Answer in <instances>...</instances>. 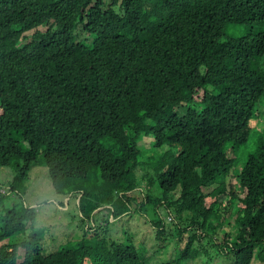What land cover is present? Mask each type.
I'll return each instance as SVG.
<instances>
[{"label":"trees","instance_id":"16d2710c","mask_svg":"<svg viewBox=\"0 0 264 264\" xmlns=\"http://www.w3.org/2000/svg\"><path fill=\"white\" fill-rule=\"evenodd\" d=\"M262 102L264 0H0V168L20 193L45 166L56 193L80 194L84 224L48 250L35 209L0 194V264H146L144 243L114 241L96 222L103 209L107 221L129 214L142 163L158 205L195 228L173 264L212 249L264 264V140L234 175L227 154L258 127ZM144 150L157 155L142 161ZM152 226L161 249L163 223Z\"/></svg>","mask_w":264,"mask_h":264},{"label":"rangeland","instance_id":"374dc122","mask_svg":"<svg viewBox=\"0 0 264 264\" xmlns=\"http://www.w3.org/2000/svg\"><path fill=\"white\" fill-rule=\"evenodd\" d=\"M247 31H258V28L248 29L244 26L234 27L229 26L228 32L233 36H240ZM258 110L260 121L258 127L251 131L248 141L241 146L234 154L229 150L228 157L234 158V166L231 170V175L238 173L246 160L249 152H252L258 141L264 140V102L256 106ZM261 124V127L259 126ZM144 141V140H143ZM151 142V141H150ZM145 148V147H144ZM144 158L153 152L144 150ZM153 155H157L154 153ZM13 173L9 168H0V194L6 196L5 207L15 202H24L36 211L35 227L44 229V240L42 243L48 250L55 249L58 245H67L72 243L75 238L82 235L84 224L79 217V197L78 193H56L51 185L47 168L43 165L33 166L28 173V179L19 185V192L11 189V181ZM228 188V178L225 181ZM138 184V185H137ZM137 184L135 190L130 193L131 210L129 214L122 216L120 219L108 218V210L103 209L97 218L98 226H102L101 234H106L111 239L117 242H123L126 235H131L135 245L145 244L141 252L144 262L146 264H173L178 258V255L189 234L195 232V228H187L188 212L178 215L173 207L169 208L165 205H158L162 199V193L159 189L158 183L155 180L153 171L147 165L142 163L137 171ZM24 185L26 189L23 191ZM212 187L203 188L204 193H209ZM174 198L178 196V192L174 193ZM170 200V196H167ZM143 202V204H142ZM81 216V215H80ZM234 209L228 208L226 215L221 223V229L232 234V229L228 223H233ZM231 218V220H230ZM105 220V222H104ZM160 220L163 223L165 242L163 248L157 249V244L154 239L153 222ZM81 223V224H80ZM187 228L188 232L182 234L179 239L177 235L180 229ZM201 234V231L197 232ZM217 234H222L217 230ZM219 242L220 238L215 237ZM197 243V242H195ZM213 249L209 251L211 258L206 257L203 253L194 259V264H233L230 257L218 256L212 253ZM253 264H259L256 260Z\"/></svg>","mask_w":264,"mask_h":264},{"label":"clouds","instance_id":"9594fccd","mask_svg":"<svg viewBox=\"0 0 264 264\" xmlns=\"http://www.w3.org/2000/svg\"><path fill=\"white\" fill-rule=\"evenodd\" d=\"M214 187V186H213Z\"/></svg>","mask_w":264,"mask_h":264}]
</instances>
